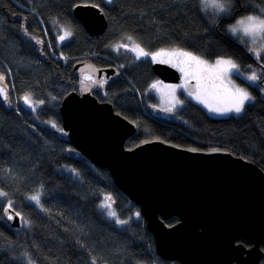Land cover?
<instances>
[{
	"label": "trees",
	"instance_id": "trees-1",
	"mask_svg": "<svg viewBox=\"0 0 264 264\" xmlns=\"http://www.w3.org/2000/svg\"><path fill=\"white\" fill-rule=\"evenodd\" d=\"M79 4L103 10L108 22L103 34H87L73 14ZM254 4L264 8L260 0H233L232 16L214 18L199 0H0V76L14 106L7 111L0 101V191L7 193L0 197V264H27L28 258L35 264H92L93 259L97 264H169L157 255L145 221L135 215L138 207L115 186L110 172L67 154L71 143L59 134V106L65 95L79 91L71 70L80 60L123 70L107 90L93 89L92 94L137 126L126 148L152 138L182 148H225L264 170V75L260 87L242 83L254 100L240 115L212 117L200 105L188 103L178 112L187 123L183 127L148 113V101L137 94L148 90L151 72L125 57L136 44L148 52L182 48L209 62L217 58L209 53H225L243 71L251 65L261 74L264 54L257 60L226 32L233 16L255 14ZM65 31L72 35L60 41ZM128 43L125 51L114 50ZM124 61L127 66L121 67ZM25 95L34 108L24 103ZM37 191L45 211L27 199ZM105 194L127 224H116L100 207ZM9 200L23 218L20 228L4 218ZM176 222L171 218L166 224Z\"/></svg>",
	"mask_w": 264,
	"mask_h": 264
},
{
	"label": "water",
	"instance_id": "water-1",
	"mask_svg": "<svg viewBox=\"0 0 264 264\" xmlns=\"http://www.w3.org/2000/svg\"><path fill=\"white\" fill-rule=\"evenodd\" d=\"M73 14L91 37L104 33L105 13L94 4H79ZM154 73L166 83H178L179 72L169 65L154 64ZM78 85L91 84L104 92L122 72L115 66L98 68L90 59L76 62L71 70ZM91 79L85 81L84 77ZM103 80L101 86L95 83ZM83 82V83H82ZM8 99L0 101L13 110ZM191 87V86H189ZM153 90V89H152ZM151 116L187 126L173 110L146 107ZM67 154L107 169L115 186L132 202L153 235L155 250L164 260L179 264H261L264 259V170L250 159L225 148H182L161 139L146 140L132 148L126 141L137 126L121 117L110 103L91 92L72 91L61 102ZM112 198V197H111ZM113 203V199L112 201ZM8 207V206H7ZM6 207V208H7ZM5 220L20 228L23 220ZM178 222L168 226L171 218ZM240 240L249 244L246 246Z\"/></svg>",
	"mask_w": 264,
	"mask_h": 264
},
{
	"label": "snow or ice",
	"instance_id": "snow-or-ice-1",
	"mask_svg": "<svg viewBox=\"0 0 264 264\" xmlns=\"http://www.w3.org/2000/svg\"><path fill=\"white\" fill-rule=\"evenodd\" d=\"M260 2L264 3V0H260ZM199 4L202 10L206 12L211 9V14L214 18L232 16L233 0H199ZM253 7L255 14L242 15L240 18L233 16L234 23H231L227 27L226 32L245 46H248L249 43L253 45V47H248V51L252 52L257 60H260L262 53H264V8L259 7L258 4H254ZM71 35L70 31H65L59 37V40L64 41ZM128 39L131 40L132 38L128 37ZM37 43H42V41H37ZM256 45L258 47H255ZM119 47L127 49V45H120ZM127 50L135 53L136 59L150 57L152 62L169 65L181 74L180 84H163L157 80L150 86L151 89L161 92L162 96L168 98L167 102L170 107L166 108L165 111H171L176 106L182 104V101L176 97V91L177 89H185L188 96L202 104L209 112L219 115L240 114L254 98L245 88L237 86L231 77L236 76L237 79L246 80L250 82L249 86H251V84H255L261 78V75H264V72L258 74L256 69L248 65L247 70L251 74L245 76L240 69V65L225 53H209V55L217 57L212 62H209L202 55L194 54L192 51H186L182 48H161L158 51L148 52L140 47L139 44H136ZM3 79L4 77L0 76V80ZM90 79V76L84 77L85 81ZM95 83H99L102 86L104 81L101 80ZM0 96L4 100L8 99L6 88L0 87ZM23 101L29 108H34L29 95H25ZM39 103L43 104L44 101L41 100ZM51 126L56 128L55 123H52ZM41 195V192L37 191L35 194L27 197V199L33 202L35 206L40 207L41 211H45L42 206ZM5 196H7V193L0 191V197ZM110 201H112L111 196L105 194L100 207L112 209V202ZM12 207V201L9 200L8 207L4 209L8 220L13 219V214L10 213ZM14 215L20 217L19 212H15ZM107 215L114 218L116 224L124 225L128 223V220L120 219L115 211L109 210ZM135 215L139 217L138 212ZM21 219L23 218L21 217ZM28 223L27 220H24L26 226ZM24 256L27 257L28 254L25 252ZM27 264H35V262L31 258H28ZM92 264H97L95 259L92 260Z\"/></svg>",
	"mask_w": 264,
	"mask_h": 264
},
{
	"label": "rangeland",
	"instance_id": "rangeland-1",
	"mask_svg": "<svg viewBox=\"0 0 264 264\" xmlns=\"http://www.w3.org/2000/svg\"><path fill=\"white\" fill-rule=\"evenodd\" d=\"M206 12V11H205ZM206 13H208L209 15H211L213 17V15L211 14V9H209ZM240 18V17H238ZM234 23V22H233ZM130 43L128 44H124V45H127L129 46ZM243 44V43H241ZM247 48L248 47H253V45H251L250 43L248 44V46H246ZM255 47H258V45H256ZM114 50H117V51H120V50H124V47L122 48H119V46L115 47ZM125 51V50H124ZM264 54V53H262ZM253 69H256L257 73L260 74V71L258 69L257 66H252ZM241 69V68H240ZM241 71L244 73V75H250L251 73L249 71H243L241 69ZM231 79L233 80V82L239 86V87H243L245 88L254 98V95L250 92V90L245 87L242 83H247V84H250V82L246 81V80H243V79H237L236 76H232ZM163 84H180L181 83V80L178 82V83H166V82H162ZM252 86H256V87H260L261 86V81L258 80L255 84H251ZM94 88H90L89 86H80L79 87V91H82V92H91ZM151 91V90H150ZM148 95H152L153 96V100L154 102L157 104V106L160 108V109H166L168 107H170V105L168 104L167 102V97L165 96H162L161 92H149ZM176 97L178 99H180L182 101V104L181 105H178L176 106L175 108H173L172 110L177 113V112H180L184 107L185 105H187L188 103H194V104H197V105H200L207 113L208 115L212 116V117H219V118H222V117H229V116H238L240 114H236V113H230V114H226V115H219V114H216V113H212V112H209L207 108H205L202 104L198 103L195 99H193L192 97L188 96L187 95V90L185 89H177L176 91ZM254 100V99H253ZM252 100V101H253ZM250 101V102H252ZM249 102V103H250ZM15 104H16V99H15ZM106 212H108L109 210H112V211H115L114 210V207L112 206V209H105ZM140 213V212H139ZM140 215V214H139ZM141 216V215H140ZM109 217V216H108ZM137 217V216H136ZM111 219L115 220L114 218L110 217Z\"/></svg>",
	"mask_w": 264,
	"mask_h": 264
},
{
	"label": "flooded vegetation",
	"instance_id": "flooded-vegetation-1",
	"mask_svg": "<svg viewBox=\"0 0 264 264\" xmlns=\"http://www.w3.org/2000/svg\"><path fill=\"white\" fill-rule=\"evenodd\" d=\"M132 47H134V46H132ZM132 47H130V48H132ZM129 48V49H130ZM127 56H129L130 58H132L133 59V61H134V64H132V65H145V67H147L149 70H150V72H151V74H153L154 75V79H152L151 81H150V83H148V85L146 86V88L148 89V90H146L145 91V93L144 94H141V93H139L140 94V96H141V100H143V99H146L147 101H148V103H146V107L148 106V105H156L157 106V104L154 102V100H153V96L152 95H148L149 94V92H155L156 90H152L151 88H150V86H151V84L152 83H154L155 81H157V80H159V81H161V82H164L162 79H160L155 73H154V71H153V65L154 64H156V63H154V62H152L151 61V59H150V57L149 58H144V57H141L140 59H136V54L135 53H133V52H131V51H127V53H126V55H125V57H127ZM125 66H127V63H126V61H124L123 63H122V66L121 67H125ZM175 69V68H174ZM180 74V73H179ZM180 80H181V74H180ZM151 90V91H150ZM145 107V108H146ZM175 113V112H174ZM176 114V116H178V112L177 113H175ZM176 218V217H175ZM177 219V218H176ZM168 221V220H167ZM177 222H178V219H177ZM176 222V223H177ZM166 223V222H165ZM175 223V224H176ZM174 225V224H173ZM173 225H171V226H173ZM153 236V235H152ZM263 246H264V244H262V246H261V248H262V250L264 251V248H263ZM157 253V252H156ZM158 255V254H157ZM159 256V255H158ZM160 257V256H159ZM162 260H164L162 257H160ZM164 261H166V262H169V264H179V263H177V262H171V261H167V260H164ZM261 264H262V262H261Z\"/></svg>",
	"mask_w": 264,
	"mask_h": 264
},
{
	"label": "bare ground",
	"instance_id": "bare-ground-1",
	"mask_svg": "<svg viewBox=\"0 0 264 264\" xmlns=\"http://www.w3.org/2000/svg\"><path fill=\"white\" fill-rule=\"evenodd\" d=\"M97 6V5H96ZM100 8V7H99ZM233 8H234V6H233ZM233 13V12H232ZM219 18V17H218ZM122 73H123V70H120ZM151 78L152 79H154V75L153 74H151ZM80 86H89L90 88H95L94 87V85H91V84H86V85H80ZM79 86V87H80ZM135 88V87H134ZM138 95V98L139 99H141V96H140V94L138 93L137 94ZM61 102H62V100L60 101V106H59V111H60V107H61ZM104 102H106V101H104ZM106 103H110V102H106ZM34 104V103H33ZM111 104V103H110ZM35 105V104H34ZM114 107V106H113ZM13 108H14V106H13ZM6 109V108H5ZM7 110V109H6ZM8 111V110H7ZM119 114V113H118ZM121 117H123L121 114H119ZM123 118H125V117H123ZM63 133H64V129H62V131L59 133L60 134V136L62 137V138H67V139H69V137L68 136H64L63 135ZM137 133H138V128H137ZM136 133V134H137ZM135 134V135H136ZM152 139H156V138H152ZM152 139H146V140H152ZM146 140H143V141H141V142H144V141H146ZM140 142V143H141ZM139 144V143H138ZM136 146V145H135ZM72 158H75V159H86V160H88L82 153H81V157L80 158H77V157H72ZM89 162H90V160H88ZM91 163V162H90ZM92 164V163H91ZM112 178V177H111ZM7 222V221H6ZM8 223V222H7ZM9 224V223H8ZM10 225V224H9ZM11 226V225H10ZM12 227V226H11ZM13 228V227H12Z\"/></svg>",
	"mask_w": 264,
	"mask_h": 264
}]
</instances>
